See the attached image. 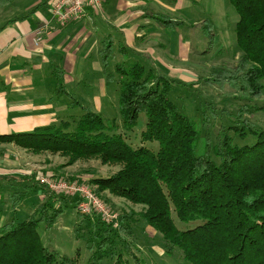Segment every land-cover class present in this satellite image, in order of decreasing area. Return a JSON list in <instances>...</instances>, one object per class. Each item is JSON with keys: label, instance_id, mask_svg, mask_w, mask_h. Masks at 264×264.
I'll list each match as a JSON object with an SVG mask.
<instances>
[{"label": "trees", "instance_id": "1", "mask_svg": "<svg viewBox=\"0 0 264 264\" xmlns=\"http://www.w3.org/2000/svg\"><path fill=\"white\" fill-rule=\"evenodd\" d=\"M228 1L238 13L236 61L230 67L217 66L210 76L190 84L177 83L183 89L194 83L228 87L252 100L264 94V0ZM151 18L171 29L185 24L163 13ZM200 26L212 46V21L204 18ZM112 47L110 35L104 37L99 55L106 86L119 84L120 120L105 119L83 105L64 85L63 70L55 66V93L67 97L69 107L80 108L81 113L31 130L0 134V142L32 154H56L66 158V164L96 159L118 166L108 176L90 177L88 182L48 176L88 184L106 202L112 195L141 205L139 216L161 233L166 250L177 248L187 264H264V125L253 120V113L264 111V105L245 101L233 112L201 100L195 120L171 100L173 80L161 71L146 70L136 62H121L110 71ZM119 49L124 55V46L119 44ZM140 115L145 117L144 129L139 131V142L132 145L125 134L132 133ZM2 191L14 211L0 223V264H53L57 258L62 264L76 263L44 246L37 229L40 224L51 229L68 204L77 207L78 196L68 198L32 177ZM38 193L43 194L37 197L39 203L20 220L15 210ZM136 213H118L114 227L99 214L79 213L86 219L87 239L93 240L88 264H99L105 257L112 264H141L133 228ZM173 214L187 227H178ZM79 236L86 238L84 233Z\"/></svg>", "mask_w": 264, "mask_h": 264}, {"label": "rangeland", "instance_id": "2", "mask_svg": "<svg viewBox=\"0 0 264 264\" xmlns=\"http://www.w3.org/2000/svg\"><path fill=\"white\" fill-rule=\"evenodd\" d=\"M49 1L50 0H9L7 2H1L0 27L6 23H14L17 20L19 21L25 18L34 21L35 18L33 14L36 11L34 7L39 3H43L40 9H42L41 13L44 14V12L49 10ZM146 1L151 4L148 11H170L173 17L186 21L187 25L174 29L166 27L162 31L155 29L156 35L147 38L151 41V45H156L154 49L151 46H145V36L143 35L136 39L138 43L136 46H133L136 52L133 49H126L124 55H122L119 46L113 45L112 56L108 60V69L110 71H114V66L121 62H136L143 66L145 65L144 67L146 70L153 68V70L157 69L166 74L169 73V71L166 68V64L162 62V59H165L164 61L166 62L168 60L169 62V60L177 59L175 56L179 57L177 60L171 62L173 64L172 66H176L173 67L174 70L172 69V75L175 73L177 74L175 76L167 75L170 80H173L170 85L169 97L175 103L176 107L180 109L179 111L185 113L187 116L189 115L195 118V120L199 113L197 108L201 100L212 101L220 108L224 105L233 112L239 104L245 101L251 104L264 105V94L259 98L246 100L244 97L245 95L234 94L228 87L219 89L215 86H209L208 84L194 83L193 85H188L186 89H183L177 83L178 81H183L185 84H190V82H195L198 78L210 76L211 71L215 67H230L236 61L240 52L235 41L234 30L235 23L238 19V13L228 0H197L192 2L191 5L180 6V10L176 12L172 11V9H174L172 7L160 5L161 2L165 3V1H169L170 3V0H155L158 4L151 2V0ZM204 1H206V3ZM204 18H209L213 23L214 37L212 46H208V42H206L207 39L201 31L200 20ZM85 26L86 30L82 34L91 35L90 40L87 41L85 46L87 50H91V56L94 55L92 58L97 59L96 63L99 70L93 67L87 69V61L85 68H73L72 71L69 72L72 78L70 81L68 80V85L69 87L71 86L73 90H76V88L82 90L78 95L84 101L83 104L91 106L94 111L101 114L105 119L111 120L115 118L118 121L120 120L117 99L119 84L114 82L109 86H105L99 64L100 57L97 53L101 38L108 33H113L115 37V33L118 32L116 30L117 26L113 23L110 24L109 19L104 17H98L93 25ZM113 26H116V28ZM160 28L162 29L163 27ZM147 50L153 51L158 57H154L153 55L150 57L145 53ZM183 50H185V54L189 57L188 60L186 58L185 60L181 59V57H183ZM28 70L30 71V69ZM101 81L103 86H101ZM92 88L96 90L93 91V95L98 96L99 99H101L100 101L97 102L94 98H90L87 92L92 91ZM79 113H81L80 108L67 107L62 110L61 115L56 118L57 120L55 122L60 119H67L70 115H78ZM144 120V115H140L138 123L135 124L136 126L133 128L134 131L132 130V133L125 134V138L130 144L134 145L136 141L139 142V131L144 129ZM253 120L257 121L259 125H264V111H255L253 113ZM33 128H29L28 130ZM145 144L150 146L148 143ZM15 147L16 146H14V148ZM11 148L13 147H6L8 150H11ZM153 148L155 149V147ZM20 150L22 155L14 151L15 158H13V155H10L8 159L17 160V156L20 160L19 168L23 169V171H21L23 174L14 176L15 174L12 175L13 173L10 172V174L7 175H0V188L5 187L7 189L21 186L25 184L28 178L32 177L38 179L39 176H48L51 174L66 180L76 179L88 182L90 177L108 176L118 168L116 165L101 164L96 159H80L72 164H66L67 159L56 154H32L24 151V149L20 148ZM65 195L68 198H74L72 195ZM6 196V194H3V191L0 193V223L4 222L14 211L9 207ZM38 196L30 195L15 210V214L20 220L27 218L33 207L39 203ZM107 198L109 202L104 201L118 213L125 212L132 214V212H134L135 214V212H139L136 213L137 220L133 228L139 241L136 255L142 260L141 264H187L180 256V252L177 248H173L169 251L166 250L161 233L157 232L146 223L144 218L139 216L142 211L141 205L132 204L117 196L111 195L107 196ZM172 217L178 227H187L188 224L186 225L180 222L174 214ZM85 223L86 219L81 217L76 207L68 204L51 229L45 230L43 225L40 224L37 232L44 246L48 247L50 250L57 251L60 256L66 255L69 258L75 259V264H88L94 248L91 247L93 240L87 239L90 235L88 234L89 230L86 229L87 227L83 226ZM114 226L116 225L113 224L112 227ZM81 233H84L86 238L79 236ZM108 258L109 257H105L99 264H112L111 260ZM60 260L61 258H57L53 264H62ZM128 260L130 263H133V259L130 257H128Z\"/></svg>", "mask_w": 264, "mask_h": 264}, {"label": "crops", "instance_id": "3", "mask_svg": "<svg viewBox=\"0 0 264 264\" xmlns=\"http://www.w3.org/2000/svg\"><path fill=\"white\" fill-rule=\"evenodd\" d=\"M194 1L197 0H170V3L169 1H165V3L160 1V5L172 7L174 8H171L172 11L176 12L180 10V6L191 5ZM151 2L157 3L155 0H151ZM204 2L206 3V1ZM150 6L151 4L146 0H105L100 10H89L88 15L82 21L58 26L50 21L48 2L49 10L43 14L41 13L42 9H37L33 14L34 21L25 18L1 26L0 134L25 131L35 126L55 122L56 118L61 115L62 110L67 107L70 108V100L55 93L56 85L53 73L55 66L63 70V81L66 88L70 93L75 94L83 104L84 101L78 95L82 90L79 88L73 90L68 85V80L70 81L72 78L69 72L73 68H85L87 61V69L93 67L99 70L96 63L97 59L92 58L94 55L91 56V50H87L85 46L91 35L82 34L86 30L85 25H93L98 17L109 19V23L116 25L117 28L116 26L113 27L118 31L115 33V37L113 33H108L101 38V41L104 37L110 35L113 45L119 46L120 44L124 46V52L126 49L135 51L133 46L138 43L136 39L143 35L145 36V46H151L154 49L156 45H151V41L147 38L156 35L155 29L162 31L166 27L151 18V14L163 13L172 19H182L173 17L170 11H148ZM202 20L204 19H201L200 23ZM184 22V25H179L178 27L186 26L187 22ZM45 23L53 27L52 33L43 36L41 42L38 45H34L32 41L33 30L37 26H44ZM160 27L163 28L161 29ZM101 41L97 50L98 55ZM185 50H183L181 59L185 60L186 58L188 60L189 57L185 54ZM120 53L122 54L121 51ZM145 53L150 57L152 55L158 57L153 51L147 50ZM175 58L178 59L179 57L175 56ZM177 59L169 60V62L162 59L169 71L166 75L175 76L177 74L172 75V69L176 66H172L173 64L171 63ZM99 64L101 67L100 61ZM101 75L104 79L103 73ZM101 86H103L102 81ZM93 91L96 90L92 88V91L87 92L90 98H94L97 102L100 101L101 99L98 96L93 95ZM14 146L12 143L0 142V175H7L10 172L13 173L12 175L15 174L14 176L23 174L21 172L23 169L19 168L20 160L18 157L16 156L17 160L8 159L10 155L15 158L14 151L22 155L20 148H16L17 146L14 148ZM6 147H13L11 148L13 152L6 149ZM42 195L39 194L40 197Z\"/></svg>", "mask_w": 264, "mask_h": 264}, {"label": "built area", "instance_id": "4", "mask_svg": "<svg viewBox=\"0 0 264 264\" xmlns=\"http://www.w3.org/2000/svg\"><path fill=\"white\" fill-rule=\"evenodd\" d=\"M105 0H50V21L58 26H64L69 22L84 19L90 9L100 10ZM53 27L45 23L33 30L32 41L38 45L43 36L52 33ZM39 182L45 184L54 192H63L67 195L78 196L80 201L76 207L83 215L99 214L107 223L114 225L118 222V212L113 211L97 194L93 193L90 185L79 181H65L47 175L39 176Z\"/></svg>", "mask_w": 264, "mask_h": 264}]
</instances>
